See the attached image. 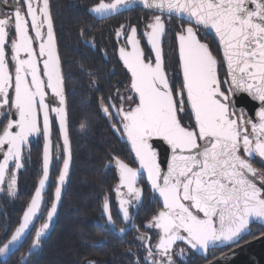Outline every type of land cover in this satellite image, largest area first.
Segmentation results:
<instances>
[{"label": "snow or ice", "instance_id": "1", "mask_svg": "<svg viewBox=\"0 0 264 264\" xmlns=\"http://www.w3.org/2000/svg\"><path fill=\"white\" fill-rule=\"evenodd\" d=\"M125 13L113 32L116 55L129 74L126 94L117 88L115 96L99 101L133 156L127 162L111 155L108 162L116 173L109 191L115 192L125 226H117L107 193L101 207L105 223L98 226L109 234L134 231L122 254L125 264H192L194 255L208 260L210 250L232 248L245 236L264 238V0H91L77 10L99 20ZM96 27H80L79 37ZM169 36L177 43L179 87L166 70L163 45ZM85 44L95 48V36ZM65 63L52 0H0V194L5 200L18 198L19 174L31 165L32 146L40 149L33 193L15 227L7 222L0 227V264H10L17 252L15 264H38L42 237L70 179ZM80 70L96 76L83 65ZM240 94L259 106L238 108ZM158 146H166L167 155ZM146 188L159 206L137 224ZM26 244L27 253L21 251ZM211 254L208 264H220L231 253L219 259Z\"/></svg>", "mask_w": 264, "mask_h": 264}, {"label": "flooded vegetation", "instance_id": "2", "mask_svg": "<svg viewBox=\"0 0 264 264\" xmlns=\"http://www.w3.org/2000/svg\"><path fill=\"white\" fill-rule=\"evenodd\" d=\"M66 2L67 4H62V6L55 5V3L53 4V15L56 21L55 24L61 23L59 19L62 15V11L68 9V11L78 15L77 10L79 9L82 12L84 5H90L91 0H67ZM56 10L59 11L55 12ZM127 15L128 14L125 13L124 16H117L115 18L104 20L94 19L92 14H81L83 17V20H81V16L78 15L80 18L78 17L73 24L77 30L80 27L91 24H96V29L88 32L83 39L78 35L79 43L76 45L65 43L63 36L61 38V43L58 40V44L62 59L66 61L64 64V73L67 77L66 91L68 95L71 92V89L69 90L68 86L72 85L73 90H77L76 82L78 80H83V82L89 81L91 83L92 93L98 108L99 117L107 125L109 131L119 143L115 153L112 155H118L127 162H131L132 156L129 153L127 146L120 141L119 133L114 131L110 126L108 119L104 116L102 111H100L99 104L102 96H115L117 88L120 89L121 94H126L125 87L129 82V74L116 55L115 48L117 47V43L113 28L114 26H117V22H125ZM56 29L58 37V32L63 28L56 26ZM63 31L64 30L61 32ZM93 36H95L96 47L89 48L85 44V41ZM141 43L146 55H149L150 49L146 41L142 39ZM163 49L166 56L167 73L174 81L175 87H179L181 74L179 73L178 50L175 39L170 36L165 37ZM213 51L216 52L214 47ZM80 65H83L87 71L94 72L96 76L91 77L87 72H82L80 70ZM221 75H223V69H221ZM94 79L97 80V83H92ZM69 104L70 101H68V106L70 107ZM184 122H189L186 116H184ZM53 139L54 141L57 139L55 128ZM33 147L37 150H35L34 153V149H32V152L34 153L32 154V162L26 172L30 175L32 181L21 180L22 176L26 174L22 170L18 179V198H8L5 200L3 195L0 194V227L5 224V219L8 220V224L15 227L16 221L19 219L25 204L34 191V185L40 174V157L39 162L35 158L40 149L35 144ZM123 148H126L129 154L128 156L125 154ZM108 162L106 163L105 168V173H107L106 179L101 182L99 184L100 186L95 190V196H68L71 185L69 179L62 195L61 204L58 206L57 216L53 218L48 233L42 237V251L38 250L39 255L37 256L38 264H83L85 259L95 261L96 264H125L127 257H124L122 254L128 246L127 242L130 241L135 234L134 231H129L126 235H121L119 232L113 230V233L109 234L102 231L98 226L105 223V220L102 217L101 207L106 193L109 196L111 211L117 226H125L117 211L118 205L115 192L109 191L116 183V173L114 167H108ZM51 191L52 189L50 188L46 192V196L50 195ZM152 196L153 194L146 188L144 207L140 208L139 215L135 217V222L137 224H140L141 221L146 222V220L150 218L154 209L159 206L158 200L155 203L151 202ZM133 212L135 216V209H133ZM39 222L40 221H37V226ZM253 238L254 237L251 236H245L238 245H234L232 248L221 247L219 250L212 249L210 250L208 260L213 259L211 253H214L215 257H218L222 253H225ZM98 241H103V245L97 246ZM121 241H124V243H121ZM21 251L27 253V244L21 249ZM19 256L20 253L17 252L16 257L10 261V264H15V259L19 258ZM208 260H205L203 256L196 254L193 257L192 264H206Z\"/></svg>", "mask_w": 264, "mask_h": 264}, {"label": "trees", "instance_id": "3", "mask_svg": "<svg viewBox=\"0 0 264 264\" xmlns=\"http://www.w3.org/2000/svg\"><path fill=\"white\" fill-rule=\"evenodd\" d=\"M66 1L52 0L53 4L60 6L67 4ZM58 11L56 10L55 12ZM61 14L59 19L61 23H56V26L63 28L64 33L61 32L62 30L58 32V40L61 43L63 36L65 43L76 45L79 43L78 30L73 24L79 16L68 11V9L62 11ZM79 15L81 16V14ZM80 19L83 20V17L81 16ZM213 47L217 52L215 44ZM76 88L77 90H73L72 85L68 86V89H71L68 101H70V135L73 142V164L68 196L90 197L96 195L95 190L100 186L101 182L105 181L107 174L105 173L106 163L110 160V156L115 153L119 143L99 117L91 83L78 80ZM82 122H86V128L84 129L81 128ZM32 149H34L33 146ZM123 149L128 156L126 148ZM35 150L37 149H34V153ZM33 152L32 154H34ZM39 152L37 153L36 151L37 157L35 158L38 162ZM21 180L30 181V175L28 173L24 174ZM4 221L8 223V220L5 219Z\"/></svg>", "mask_w": 264, "mask_h": 264}, {"label": "water", "instance_id": "4", "mask_svg": "<svg viewBox=\"0 0 264 264\" xmlns=\"http://www.w3.org/2000/svg\"><path fill=\"white\" fill-rule=\"evenodd\" d=\"M179 59V58H178ZM182 80V75H181ZM236 104L238 108H244L245 111H249L253 106L258 107V101H252L247 94H240L236 97ZM250 115H254V111L249 112ZM120 139V138H119ZM120 141L125 144L130 152V146L126 140ZM163 155H167L166 146H158ZM132 156V154H131ZM133 159V156H132ZM72 169V166H71ZM70 169V175H71ZM225 253H231L226 258L220 259V264H264V238L256 239L253 238ZM222 255V254H221ZM219 255L216 258H221ZM208 264V262L206 263Z\"/></svg>", "mask_w": 264, "mask_h": 264}]
</instances>
